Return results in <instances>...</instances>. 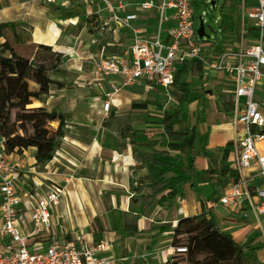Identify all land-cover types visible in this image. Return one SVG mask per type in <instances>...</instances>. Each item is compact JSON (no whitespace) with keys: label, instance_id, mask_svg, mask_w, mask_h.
<instances>
[{"label":"crops","instance_id":"0c3cea01","mask_svg":"<svg viewBox=\"0 0 264 264\" xmlns=\"http://www.w3.org/2000/svg\"><path fill=\"white\" fill-rule=\"evenodd\" d=\"M82 1L88 3L87 0ZM151 1L158 2V0ZM112 2L115 5L124 3L116 0ZM8 3L9 0H0V25L14 24L17 29L20 15L30 7L26 2L18 7L9 6ZM224 4L226 8L230 7V11L224 9L222 14L233 17L234 25L237 27L240 21L238 1L227 0ZM123 5L134 8L133 11L128 12H134L138 6L127 3ZM50 6L67 9L71 4L64 8ZM34 14L39 16L38 11H34ZM138 16V23L146 35L156 34L157 12H142L138 13ZM105 24L107 25L108 22ZM174 24L173 18H169L165 24H162L161 33L164 41L169 37L170 29ZM34 28L27 44L48 45L62 54L61 70L65 74L50 75V78L55 82L64 83L65 89L59 90L54 85L51 86L44 102L34 103L32 107L43 106L48 112L54 111L57 115H63L64 137L60 140L52 160L47 163H36L37 150L33 148L10 154L8 157L19 166L21 177L18 189L20 192L32 190L44 192L52 185H64V194L60 197L59 205L51 211L52 231L41 238L42 243H48L51 239L64 234L65 238L68 236L67 241L76 244L107 243L108 248L104 253L109 260L107 264H165L174 255L171 241L176 221L199 215L202 211L200 198L214 196L216 202H207L206 207L211 210L218 227L232 236L238 244L254 248V255L248 259L253 258L256 264H264V245L257 218L248 212L247 218L242 219L240 211L217 203L225 187L224 185L220 188L214 182L217 175H200L195 191L185 185L179 189L178 195L172 202L162 199L165 193L153 196L152 190L148 187V171L142 163L141 154L139 158L136 156L134 145L127 141L128 139L119 141L120 138L116 136V121L109 124L107 120L109 113L117 114L118 107L122 103L120 80L110 77L102 78L95 71L92 72V76L86 75L80 66V59L78 60L79 52L58 45L50 23ZM42 30L45 31V35L40 34ZM232 36L223 28V37H229V39L226 42L224 39L217 41L215 45H212L214 51L217 52V49L222 51L235 43ZM127 45L121 48L119 53L125 51ZM209 45L211 43H204V47ZM114 88H118V92L111 97L110 110L105 113L102 110L105 94L112 92ZM98 100H102V103L100 104ZM207 104L206 100V106ZM194 105L196 107L192 109ZM199 109L201 110L198 103L185 106L188 127L196 124L195 115L200 112ZM206 111L205 107L201 121L197 125L196 149H198L200 137L208 133L206 148L217 157L221 154L220 149L231 139L230 137L233 142L234 135L220 132L213 129L215 126L207 124ZM59 125V118L47 122V128L52 132L57 131ZM150 139L154 140V137ZM170 155H177V153ZM181 157L184 165L189 167L192 158L186 155ZM215 159L216 164H212L202 156H197L194 159L196 170L206 173L217 169L220 158ZM229 159L228 155V163ZM245 175L247 176L248 172ZM70 176L73 179L64 184L63 180ZM178 209H182L181 215L178 214ZM134 217L137 218L135 221L137 232L132 236L123 235L121 231L126 222L128 227H133L132 218ZM94 230L102 232L94 235ZM38 243L41 242L34 240L31 245ZM9 245L8 239L0 238V250L7 249Z\"/></svg>","mask_w":264,"mask_h":264},{"label":"built area","instance_id":"2783aa9c","mask_svg":"<svg viewBox=\"0 0 264 264\" xmlns=\"http://www.w3.org/2000/svg\"><path fill=\"white\" fill-rule=\"evenodd\" d=\"M59 8L75 0H41ZM109 13V20L120 30L129 32L125 51L101 57L96 73L102 78H117L121 87L148 84L163 89L172 86L177 65L198 60L207 73L222 75L232 97L231 118L234 126L233 148L229 169L235 178L226 181L218 204L238 210L246 219L251 212L257 218L264 245V0H237L240 18L239 36L235 43L220 51L204 47L195 30V4L198 0H148L134 12L112 0H94ZM156 11V34L146 35L138 23V13ZM173 18L169 37L163 40L162 24ZM252 33L255 36L249 37ZM206 50L205 54L202 52ZM105 94L102 110L108 113L111 97ZM241 126L239 130L238 127ZM263 150H259V145ZM248 172L246 176L245 173ZM21 173L18 164L9 159L0 138V238L9 247L0 250V264H107L105 242L76 244L65 235L42 243L52 231L51 211L59 205L64 185H52L44 192L18 189ZM73 178L64 179V184ZM182 214V209H178ZM178 221H176L177 224ZM40 241L31 245L32 241ZM182 247L172 252L185 253Z\"/></svg>","mask_w":264,"mask_h":264},{"label":"trees","instance_id":"16d2710c","mask_svg":"<svg viewBox=\"0 0 264 264\" xmlns=\"http://www.w3.org/2000/svg\"><path fill=\"white\" fill-rule=\"evenodd\" d=\"M224 6L225 4L222 7ZM56 10L67 13L65 9ZM221 26L226 33L234 34L233 17L222 15ZM11 27L0 25V138L4 139L8 155L33 148L37 150L36 163L44 164L52 160L64 137V117L54 111L48 112L43 106L32 107V104L43 103L53 85L59 90L65 89L64 83L50 78V75L65 74L61 70L63 56L44 44H30L19 50L17 34ZM248 36L255 35L249 32ZM203 41L216 44L209 39ZM217 52L220 50L217 49ZM203 73L204 66L198 60L176 66L172 95L177 107L172 112L163 113L161 137L145 144L150 152L140 155L148 171V187L153 196L165 193L162 199L167 202H172L179 189L185 185L195 191L200 175L214 174L225 179L235 178L227 162L233 148L232 142L224 146L217 169L202 173L194 165L197 156H202L212 164H216L217 158L206 148L208 133L200 137L196 149L197 125L206 107V92L202 87ZM194 88L199 89V92H193ZM193 103L200 104L201 110L195 115L196 124L188 127L184 106ZM231 109L232 102L229 110ZM55 118H59L60 125L57 131L52 132L47 128V122ZM171 153L179 156H172ZM182 155L192 158L189 167L184 165ZM207 202L214 203L216 198H200L201 213L178 220L171 246L182 247L186 251L175 253L165 264H244L245 260L254 255V248L238 244L232 236L218 227L211 210L206 207ZM132 219L133 227H128L126 222L121 231L125 236H132L137 232V218ZM97 232L102 231L94 230V235Z\"/></svg>","mask_w":264,"mask_h":264},{"label":"rangeland","instance_id":"374dc122","mask_svg":"<svg viewBox=\"0 0 264 264\" xmlns=\"http://www.w3.org/2000/svg\"><path fill=\"white\" fill-rule=\"evenodd\" d=\"M116 1L129 5H138L142 2V0ZM225 1L227 0H198L196 2L194 28L197 31L200 24H203L205 32L203 40L209 39L212 42H217L224 39V42H226L229 39V37H223V28L221 26L223 10L227 9L230 11V7H222ZM25 2L26 4L28 3L27 5H29L30 9L20 15L18 28L15 29V25L10 24L12 26L11 30L17 34L16 41L19 50H23L24 47L28 46L27 43L30 41L35 26L43 27L44 24L50 23L58 45H62L68 50L79 52L78 60L80 59V66L83 72L92 76V72H96L97 64L101 57L118 54L119 50L128 44L129 32L122 31L111 23L108 11L103 5L94 0H87V4L82 0H75L71 2L69 8H65L67 13H60L55 7L45 4L41 0H9L8 5L18 7ZM133 10V7L126 8V11ZM34 11H38L39 16H34ZM107 22L108 24L106 25L105 23ZM239 29L240 21L237 27L234 25V34L232 36L234 41L239 36ZM40 34L45 35V31H40ZM206 52L204 50L202 54ZM202 87L206 92V100L208 102L206 106L207 124L212 127L215 126L213 129L230 133L233 136L234 126L232 125L231 111L229 110L232 97L226 81L222 75L207 73L203 76ZM172 92V86L168 89H163L148 84L121 88L120 97L122 103L118 107L119 111L116 115L109 113L107 120L109 124L116 121V136L120 138L119 141L121 142L124 139H128L127 141L134 145V153H136L138 158L140 154L150 151L145 146L152 140L150 137H154V140L161 137L163 113L172 112L177 107ZM193 92L197 93L199 89L194 88ZM98 102L101 104L102 100H98ZM195 107L194 105L192 109ZM238 129L240 130L241 126ZM230 138L228 142H232V137ZM223 148L220 149L221 154L217 158L221 157ZM259 150H263L261 144L259 145ZM214 180L222 188L227 179L217 175ZM244 264H256V261L252 258L245 260Z\"/></svg>","mask_w":264,"mask_h":264},{"label":"water","instance_id":"95a60500","mask_svg":"<svg viewBox=\"0 0 264 264\" xmlns=\"http://www.w3.org/2000/svg\"><path fill=\"white\" fill-rule=\"evenodd\" d=\"M197 35H198V37H199L200 39H202V40L205 38L204 26H203L202 23L200 24V27H199V29L197 30Z\"/></svg>","mask_w":264,"mask_h":264}]
</instances>
